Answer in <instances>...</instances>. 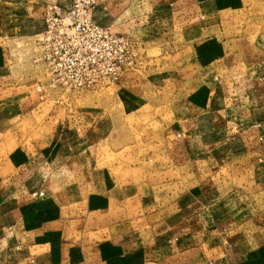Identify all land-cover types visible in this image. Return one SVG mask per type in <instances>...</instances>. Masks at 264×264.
<instances>
[{
	"label": "crops",
	"instance_id": "crops-1",
	"mask_svg": "<svg viewBox=\"0 0 264 264\" xmlns=\"http://www.w3.org/2000/svg\"><path fill=\"white\" fill-rule=\"evenodd\" d=\"M47 3L68 8L0 0V49L14 34L40 32ZM263 8L264 0H96L97 24L167 56L165 73L126 79L132 97L147 90L166 101L160 135L145 138L148 152L137 157L163 159L151 168L98 165L92 146L107 136L93 143L92 121L39 101L0 63V264H264V30L240 41L222 24L242 10L263 27ZM90 215L101 221L89 232L106 233L95 260L76 258L73 243Z\"/></svg>",
	"mask_w": 264,
	"mask_h": 264
},
{
	"label": "rangeland",
	"instance_id": "rangeland-1",
	"mask_svg": "<svg viewBox=\"0 0 264 264\" xmlns=\"http://www.w3.org/2000/svg\"><path fill=\"white\" fill-rule=\"evenodd\" d=\"M242 13L243 11L241 10L235 13L229 14L227 12L223 14V19L228 20V17L230 19L226 23L223 21L224 23L222 24L225 25L223 29L226 34L240 35V41H243L244 38H249L254 42L256 36H259L264 30V26L260 27V23H255L251 16H244ZM7 38V42H3L5 39L2 40L3 46L0 49V54L3 60L0 63L5 64L13 72L15 80L23 89H26L28 93L38 99L39 94L34 92L33 85L36 80L37 83L44 85V75L41 70L34 69L35 67L29 60L28 48L30 37H19L17 34H14L12 37ZM257 48H260V46L249 49L248 47H244L247 51H254ZM161 56L158 48L146 47L144 51H141L137 64L124 71L119 82L111 84L110 86H99L89 90L72 91L56 89L50 91L45 97L39 98V101L48 98L50 105L54 103L65 107L66 115L71 114V111L77 110L84 120L92 121L89 125L91 126L90 132L88 126L85 134L86 136L91 135L93 143L107 136L92 146V150L97 157L98 165H108L109 167L116 165L118 171L121 166L120 162L123 159H125L124 163L139 164L142 169L151 168L153 164H163V159L158 157L148 160L143 158L139 160L137 157H142V155L148 152L147 145L143 143L145 138L153 135L158 137L160 135L162 131L161 120L167 119L165 118L166 115L163 116L166 101H161L158 97L154 99V96L147 90L144 91L140 98L132 97L127 91L126 82V79H129L127 76L129 73H134L139 76L136 78V82L138 79L147 81L146 79H149V76L155 75L154 73H165L167 71L166 69L169 68L166 60L167 56ZM44 89L46 92L48 91V87L44 86ZM67 110L70 111L67 112ZM56 117L57 115L54 119L53 117L50 118V124L56 122ZM39 124L41 123L39 122ZM37 133H34V137L37 136ZM124 152L127 155L123 158L122 154ZM132 153H134V159L131 156ZM128 155L131 158H127ZM176 177L178 178V176ZM189 178H193V176L188 175L184 177V180L186 181ZM100 218L99 215H90L88 219L89 224L84 226L83 221H81V225L80 223L77 224L75 234L73 235L75 237L73 243H76L78 247L75 252L76 258L82 257L86 253L92 259H97V254L100 252V245L98 243H100L101 238L106 236V233L100 234L98 228L96 232H89V229L95 231L96 224L101 221ZM60 241L70 242L67 228H65V232L61 235ZM106 241L114 244V241H111L108 237ZM85 246L88 247L86 252L83 250ZM54 251L56 249L53 247L51 252ZM110 252L111 250L109 248L107 256Z\"/></svg>",
	"mask_w": 264,
	"mask_h": 264
},
{
	"label": "built area",
	"instance_id": "built-area-1",
	"mask_svg": "<svg viewBox=\"0 0 264 264\" xmlns=\"http://www.w3.org/2000/svg\"><path fill=\"white\" fill-rule=\"evenodd\" d=\"M95 2L68 0L65 11L49 3L43 6L44 27L30 36L28 48L34 69L44 75V85L37 80L33 85L39 98L56 89L110 86L137 64L140 43L131 35L113 33L108 26L97 24L93 20Z\"/></svg>",
	"mask_w": 264,
	"mask_h": 264
}]
</instances>
